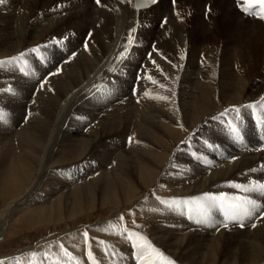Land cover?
I'll use <instances>...</instances> for the list:
<instances>
[{"label": "bare ground", "instance_id": "1", "mask_svg": "<svg viewBox=\"0 0 264 264\" xmlns=\"http://www.w3.org/2000/svg\"><path fill=\"white\" fill-rule=\"evenodd\" d=\"M54 3L56 5L50 9ZM243 16L236 0H176L175 5L172 0H161L139 14L132 0H101L99 5L95 0H6L0 5V61H11L0 63V101L16 104L13 100L20 96L19 84L24 82L33 85L48 80L58 83L59 80L60 85L65 83L59 86L58 93L53 86L52 90L46 88L49 101L37 108L32 121L24 124L11 139L7 136L9 139L0 148V194L4 203H15L11 226L2 235L12 238L25 230H40L49 224L56 225L88 214L96 207L116 208L129 203L128 208L131 205L144 213L150 232L148 240L162 246L166 264L167 260L175 264H264V207H258L252 216L245 217L244 227H240L239 222L229 221L224 228L221 226L224 222L222 209L210 208L202 216L197 213V201L191 200L204 193L219 195L223 192L226 198L248 196L258 206H264V191L244 192L233 186L264 184V102H261L264 97V22L246 15L244 18L248 20H244ZM60 28V34L73 33L70 39L62 36L65 49L61 53L50 51L46 44L38 42L48 39ZM133 29L138 30L139 46L131 53L148 55L150 61L145 62L155 61L154 64L157 62L160 66L159 72H151L152 80L147 77V91L154 98L165 96L168 99L163 100V113L157 125L154 126L151 119L155 117L149 113L152 118L150 124H145L147 133L138 137L140 141L146 139L147 144H139L138 138L130 142L129 137H136V134L126 133L127 136L117 138L115 144L107 147V161L103 163L102 157L86 153L97 142V134L86 132L90 121L82 122V119L83 124H72L81 127L83 132L75 137L71 128L63 136L54 131L53 119L61 112L63 99L72 98L76 89L77 95L80 92L84 95L87 86L108 64H99L96 51H110L115 55L117 48L121 49L105 72L115 73L116 68L123 65L130 55L124 46L128 44V36H134ZM245 40L247 49L237 45ZM37 47L38 52H30ZM80 48L95 51L90 64L86 71L74 72L72 78L64 79L62 69ZM21 52L25 56L12 61ZM82 64L83 67L85 61ZM90 70H93L91 75ZM140 79L135 76L131 81L140 86L144 81ZM68 83H72L73 89ZM144 101L142 99L141 103ZM249 103L254 105L252 109L244 107ZM233 106L241 108L239 118L230 113L213 119ZM16 118L11 119L13 125H17ZM135 119L131 121L132 131L133 127L142 125ZM229 121L238 126L239 137L231 131ZM11 125L6 124V127L9 129ZM38 169L44 171L39 174L42 178L37 180L34 189L31 185L38 179ZM142 191L146 193L143 196ZM123 219L115 223L112 219L114 226L109 223L112 227L117 224L115 229L122 230L116 236L117 241L113 239L112 228L101 230L107 240L111 236L112 242L115 241L116 262L112 261L111 254L102 253L103 260L99 263L164 264L161 254L160 258L152 259L148 250L142 260H137L139 250L134 255L129 254L137 249L135 244H142L147 238L140 232L136 234L143 238L122 229H130ZM203 220L207 222H199ZM65 238L63 242L67 246L64 248L72 256L64 257L67 251L60 247L61 253L56 247L51 258L45 251L47 248L43 251L39 247L47 243L46 239L38 245L39 249H23L0 261L4 264H82L85 257L80 256L85 251L70 243L79 242L80 235ZM96 243L94 245L98 246L100 242ZM89 262L85 263L92 264Z\"/></svg>", "mask_w": 264, "mask_h": 264}, {"label": "rangeland", "instance_id": "2", "mask_svg": "<svg viewBox=\"0 0 264 264\" xmlns=\"http://www.w3.org/2000/svg\"><path fill=\"white\" fill-rule=\"evenodd\" d=\"M55 5H56V3H54V5L50 9H52ZM244 17H245V15L243 16V18ZM244 20H248V18L247 19L244 18ZM61 27H63V25ZM60 30H61V28L60 29H57V32H55V34H53L52 36H50L48 39H44V40L40 39V41H38V42H41L43 44H46L50 48L49 49L50 51H54V52L57 51L56 53H61V51L63 49H65V47H63V43L65 41L63 39H61L62 36L67 35L68 36V39H70V36L73 33L70 34L67 31H65L66 32L65 34H60L59 33ZM85 31H86V29H85ZM89 38H91V40H93L92 37L89 36ZM57 41H60V42L63 41V42L61 44V43H57ZM140 41L143 42L144 40H140ZM95 42H97V41L95 40ZM147 42H150V41L148 40ZM238 44L240 45L239 47H241V48H244V49H247L248 48V47H246L247 46V40L242 41V43L241 42L240 43H237V45ZM222 48H224V47H221V49ZM117 49H118V52L121 50L120 48H117ZM82 50H83L82 48L76 50V53L72 56L71 62L68 63L67 66L62 69V72L61 73H62V77L64 79L67 78V77L68 78H72L73 75H74V72L77 73L79 71H81V72L86 71L87 66L90 64L91 55L94 54L95 51L88 52V51H84V50L82 51ZM134 51H136V50H134ZM102 52H105L108 55L105 54V53L103 54ZM79 53H81V54H79ZM117 53L115 55H112V53L110 51H96L95 52V57L99 61V64L100 65H102L103 62L104 63H108V64H105L106 66L104 65V67L100 70L99 74L97 75L98 77L96 76L95 80H92V82H91L92 84L90 83L91 85L89 84L88 85L89 87L87 86V90H86V92H85L84 95H83L82 92H80L81 94L78 93V95H77L76 93L78 91L76 89V91H74V93L72 95V98H70V99H68V98L67 99H63V102L64 103L60 105V106H62V108L60 110L61 112H57L58 116L56 117V115H55L54 116L55 118L53 119V121H54V124H53L54 125V131H56L59 135L62 134V136H63V135H66L67 132H68V130L71 128L75 137H80L83 132H81L82 130L79 129L81 127H75L73 125L74 124H77V123L78 124L79 123L83 124L82 122H84V121H90L91 123L89 122L87 124V126H86V129H87L86 132L88 134L89 133H92V132H94L95 134H97V142L98 143L96 142L93 146H90L86 153L90 154L92 157H96V156L97 157H102V160L101 161H103V163H105L107 161L105 159L106 158L105 152L108 150V148H110L113 144H115L118 141L117 138H121L122 139L124 136H127L130 132H133L134 134H136V137H133L132 140L133 139L136 140L140 135H145L147 133V131L145 130L146 129L145 128V124L146 125L147 124H150L149 121H150V118H152V115L155 117V118L151 119L152 122L154 123V126H155V125L158 124V122H160V119H161V116H162V113H163V110H162L163 100L162 99H159V98L152 97L148 93L147 87H146L147 86V81H146L147 80V77L151 75V72L152 71H156V72L158 71L159 72V68H160L159 64L157 62H156V64L150 63V62H145V60L146 61H150V57L148 55H146V56H142V55L139 56L137 53H131L129 55V57L126 59V61L123 63V65L119 68V71L118 72H115V73L108 72V71L105 72L106 69L112 64V61L116 57ZM87 54H89L88 55V58H85ZM83 61H85L86 64L82 67V65H83L82 62ZM75 63H76V65H75ZM102 70L103 71L105 70V71L103 72ZM92 71L93 70H90L89 71L90 75L92 74ZM64 73L66 74L65 76H64ZM135 76H138L142 80H144V81H142L140 79V81H142V83H140V86L133 85V82L131 81V79H134ZM116 77L118 78V81L115 82V83H113L112 82V79L113 78H116ZM64 79L63 80L61 79L62 82L64 81ZM57 81H58V83L56 82V80H54V81L48 80V81L43 82L42 84L35 83L37 85H35V84L32 85V83L24 82L22 84H19V89L18 90H20V93H21L20 96H18L19 99L17 98V100H13L14 102L16 101L15 102L16 104H13L12 102H9V101H4V102L0 101V109L3 110V106H5L4 107V110L2 111L3 114L0 113V124H1L0 125V127H1L0 128V148L4 146L3 144L6 143L5 142L6 139H9V138L11 139V137H13L16 134L17 131H19L23 126L27 125V123H29L30 121H32L33 117H35V111H36L37 108H39L41 106H44L46 104V101H49V96L47 94L48 89L52 90V86H53V90L58 93L60 87L65 86V83H63V84L61 83V85H60L59 84L60 83L59 80H57ZM99 81H102V82H99ZM54 82H56V83L54 84ZM97 82H99V83H97ZM145 82H146V85H145ZM22 85H23V87H22ZM41 85H43V87ZM45 85H47V86H45ZM29 86H31L32 88L29 87ZM70 86L72 87V83H68V87H70ZM24 87H25V89H24ZM46 88H48V89H46ZM138 88H139V90H137ZM72 89H73V87H72ZM40 90L42 92H40ZM44 90L46 91V93H45ZM40 93H43V94L40 95ZM87 93H89V94L87 95ZM145 93H148V95H145ZM34 95H37V96H34ZM149 95H150V97H149ZM41 96H42V98H41ZM43 96H45V97H43ZM135 96H137V97H135ZM140 96H143V98L140 97ZM147 96H148V98H147ZM107 98H108V101H107ZM119 98H123V99H119ZM138 98L141 99L140 102H138L139 101V100H137ZM142 99H143V101H144V99L146 101H144L143 103H141L142 102ZM101 100H103V101H101ZM121 100L125 104L124 103L121 104L122 103V102H120ZM149 100H150V102H149ZM128 101H129V103H128ZM131 102L132 103L135 102V103L132 104ZM152 102H156V105H155V103H152ZM103 103H105V104H103ZM13 105L15 106V108H14ZM68 105H69V108H68ZM1 106H2V108H1ZM23 106H24V108H23ZM110 106H112V108ZM114 107H116L115 108L116 110L113 109ZM157 107H159L161 109H159ZM11 108H13V109H11ZM17 109H18V111H17ZM6 110H9V111H6ZM138 110H139V112H138ZM115 111H117L116 114H115ZM102 112L103 113L105 112V113L103 114ZM119 112H120L121 115L119 114ZM154 112H155V114H154ZM149 113L152 114L150 117H149ZM27 114H30L28 116H31V117H28ZM62 114H63V116H62ZM19 116H21V118ZM103 116H104V118H102ZM135 116H136V119L134 118ZM12 118L18 119L15 122V124H17V125H13L11 123V119ZM82 119H83V121H82ZM134 119L135 120H138L137 122H139V123L142 122L141 123L142 125L141 126H136L137 128L136 127H133L134 131H132V129H131V127H132L131 121H133ZM7 120H9V121L7 122ZM5 121H6V123H4ZM100 121L102 122L101 124H100ZM97 122H98L99 125L97 124ZM104 122H107V123L104 124ZM110 122H111V124L109 125ZM125 123H127V124H125ZM6 124H10V125L12 124V125L8 129L6 127ZM93 125H95L96 127L93 126ZM103 125H105V126H103ZM115 127H116V129H115ZM100 128L101 129H104V130H101ZM156 128L159 130L158 127H156ZM92 129H93V131H92ZM98 129H100V131ZM58 130H61L62 132L61 131H58ZM141 130H143V131H141ZM1 131H2V133H1ZM126 133H128V134L126 135ZM5 134H7V135H5ZM4 136L6 138H4ZM7 136H10V137L8 138ZM138 140L140 142L139 144H142V145L147 144V140L146 139L143 140V141H140V138H138ZM8 143L9 142H7V144ZM143 143H145V144H143ZM136 144H138V143H136ZM101 148H103V149L101 150ZM136 148H138V147L136 146L135 149ZM139 148H140L139 150H142L140 146H139ZM119 150H121V149H119ZM116 151H118V150L116 149ZM75 163L76 162H74L73 165ZM72 167H75V166H72ZM41 171H44V170L38 169L36 171V173H37L36 174V178H38V179L34 180V182H33L34 184L31 185V188H34L35 189V185H37V180L39 181L42 178L40 176V175L43 174ZM145 194L146 193L145 192L143 193V191H142L141 196H143ZM167 194H169V193H167ZM128 205H129V203H127V204H121L120 207L118 206L119 208L118 207L115 208V207H112V206H110V207L109 206H106V207H103V208L96 207L95 210H93L92 212H90L88 214L87 213H83V214L78 215L77 217L73 218L75 220L69 219V220H66V222L63 221V222L57 223L56 225H54L52 223V224H49L47 226V228H41L40 230L39 229H37V230H27V231L25 230V231L20 232V234L13 235V237L11 238L8 235L7 236L2 235V232L8 231L9 230V227L11 226L10 220H11V217L14 215V209L13 208L15 206V203H13V202L4 203V199H3V197L0 194V258L14 255V254L20 252L21 250L27 249V248H30V247H32L34 249L36 247H37L36 249H39V247H40L43 251H44V249L47 248L45 251H47L49 253L48 255L51 256V258H52L54 256V252H52V251L56 247L57 248L59 247L57 249L59 251H60V247H62V249H61L62 251H64V252L67 251L64 248L67 245L63 242V240L67 239L65 237L70 238L71 235L74 237L77 234V235H80V238H81L80 241L79 242H77V241H75V242L74 241H70V243L73 244L74 247H77V246L80 247L81 246V249H83V251H85V253L83 254V256H82V254L80 256V257H83V258L85 257L83 259V261H82V264H86L85 262H89L90 260L91 261L89 263H92V264H100L99 263L100 262V259L102 261L103 259L101 257H102V255H104L102 253L111 254L110 257L113 258L112 261L113 262H116V259H117V256L118 255H117L116 249L114 250V248H117V247L114 246V242L117 241L116 236L122 230L118 231V229H115V227H117V224L115 225V227H112L111 225H109V223L112 222L113 220H115L114 223L121 221L122 220L121 217L123 215L125 217V219H123V221L125 220L124 222L127 223L126 225L130 226V227H128L130 229H126L124 227H122V229H125V231H130L131 230V232L133 231V233H135V234H136V232H140L142 236H144V237L146 236L147 240H145V239L142 240L141 239L142 240L141 241L142 244H146V243L147 244H150L152 246V249L159 250V254H161L162 262L164 261L163 263L166 264V262L164 260V254H162V251L160 249V247H162V246L159 245V243L156 244V242L154 240H151V241H153V243L152 242H149V240H148L149 239L148 236H149V233L150 232H149L148 223H146L145 217L143 215L144 213L141 214L139 212V210H136L135 208H132L131 205L128 208ZM130 210H131V214H130ZM139 214H140V217H139ZM103 221H104V223H103ZM14 223L16 224L17 222L14 221ZM96 223H98V224H96ZM114 223L112 222L110 224H112L114 226ZM88 227H89V229H88ZM90 228H92V229H90ZM94 228H95V230H94ZM102 228H105V230L106 229L108 230L109 228L110 229L112 228L111 229L112 232L111 231L110 232L112 233V235H115L114 236L115 238H113L115 241L112 242V237L111 236L108 237V239L110 238L111 240L110 239H109L110 241L107 240L105 238L104 234L102 235V233H103L102 232L103 231ZM97 229H99V230H97ZM82 231H83V233L85 231H87V232L89 231L87 240L85 239ZM95 231L96 232L98 231V232L96 233ZM100 231H101V234H100ZM73 232L75 233V235H74ZM113 233H116V234H113ZM142 233H145V235L142 234ZM61 234H62V236H61ZM92 234H95L97 236H95V235L93 236ZM98 235L100 237H98ZM9 237H10V239H9ZM93 237H95L96 239L98 237V239H97L98 241L95 238H93ZM139 237H141V236H139ZM58 238H59V240H58ZM82 238H84V239H82ZM141 238H143V237H141ZM46 239L48 240L47 243H43V244H41L38 247V245L42 241H44ZM82 240L83 241L85 240L86 242H83ZM95 242H97L96 245H98L99 242L101 244L99 243L98 246H95L94 245ZM110 242H112V243H110ZM55 243H56V245H55ZM62 243H64V245ZM83 243H86V244H84V248L87 246L86 249L83 248ZM108 243L110 244L111 249H109L110 247H109V244ZM88 244L91 246L90 248H89V245ZM154 244H155V246H154ZM100 245H101V247H99ZM48 249H49V251L51 250V252H49ZM101 249H102V251H101ZM152 249H147L148 252H151V254H150L151 255V258L152 257H154V258H156V257L157 258H160V255L157 254L156 252H153ZM89 250H91V252H92V257L91 258L88 256ZM105 250H109V251H105ZM137 250H139V249H135L133 253L131 252L129 254H133L134 255V254L137 253ZM86 251H88V252H86ZM67 254L69 256L70 255L71 256L73 255V254H70V251H67V253L63 254L64 257H67L68 256Z\"/></svg>", "mask_w": 264, "mask_h": 264}, {"label": "snow or ice", "instance_id": "3", "mask_svg": "<svg viewBox=\"0 0 264 264\" xmlns=\"http://www.w3.org/2000/svg\"><path fill=\"white\" fill-rule=\"evenodd\" d=\"M95 2L99 5L101 0H95ZM159 0H143V3L138 2V6H145V5H154L157 4ZM176 0H172L173 5H175ZM6 3V0H0V5H3ZM237 5L241 8V10L244 13L254 15L256 14L253 10V5H260L262 7V10H264V0H236ZM261 19H264V15H261ZM166 22V21H165ZM132 32H135V29L132 30ZM57 43H60V41H57ZM133 43V36L130 34L128 36V44L124 46L125 51L128 49V47ZM39 51V47L33 48L30 50L32 53H36ZM124 53H121V56H123ZM25 56V53L21 52L19 56L13 57L12 61L19 60ZM181 59H184L183 56H181ZM11 61H0V63H9ZM155 63V61H153ZM149 80H152V78L149 76ZM155 83V81H153ZM43 87V85H41ZM161 87H164V85H161ZM10 90V89H9ZM175 93H173L174 95ZM145 95H148V93H145ZM162 100H167L168 97L161 96L158 97ZM261 102H264V97L261 98ZM244 107L248 109H252L254 105L252 103H249L245 105ZM2 109H0V113H2ZM241 111V108L239 106H233L231 108L225 109L224 112L219 114V117H213V119L223 118L227 116L230 113H235L236 118H239V113ZM229 125L231 128V131L233 134H235L237 137H239V128L238 126L234 125L229 121ZM132 138L129 137V141L131 142ZM184 143V142H182ZM237 189H243L244 192H250L254 190H262L264 191V184L261 183H252L251 185H241V184H235L233 185ZM191 200L197 201V213L200 215H205L207 210L213 207H219L223 210L224 214V222L222 223V227L227 228L229 221L239 222L240 227H244L243 220L245 217H250L253 215L254 211L257 210L258 207H264V206H258L256 201L249 198L248 196H233L226 198V193L221 192L219 195H213L211 193H204L201 197H193ZM186 203L188 201H185ZM123 219V217H121ZM199 222H207L206 220L199 221ZM255 227V225H253ZM84 237L88 238V232L85 231L83 233ZM138 235V234H137ZM91 246L89 245V248ZM134 247L139 249V252L137 253V260H142L145 255H147V249H152V246L150 244H135ZM153 252H156L159 254V250L152 249ZM88 256L92 257V252L89 250ZM0 264H4L3 261H0ZM167 264H175L174 261L167 260Z\"/></svg>", "mask_w": 264, "mask_h": 264}]
</instances>
